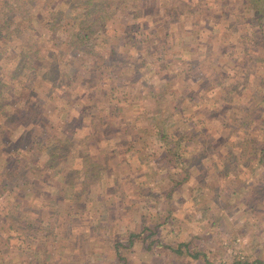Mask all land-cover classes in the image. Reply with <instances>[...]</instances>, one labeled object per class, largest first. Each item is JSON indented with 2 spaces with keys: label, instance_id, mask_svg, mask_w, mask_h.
Here are the masks:
<instances>
[{
  "label": "rangeland",
  "instance_id": "obj_1",
  "mask_svg": "<svg viewBox=\"0 0 264 264\" xmlns=\"http://www.w3.org/2000/svg\"><path fill=\"white\" fill-rule=\"evenodd\" d=\"M12 1L0 104L31 118L0 117V264H264V0H130L96 30L110 63L90 73L69 44L89 0ZM177 131L186 170L163 160ZM14 157L29 171L6 181ZM145 225L205 258L139 242L117 261Z\"/></svg>",
  "mask_w": 264,
  "mask_h": 264
},
{
  "label": "trees",
  "instance_id": "obj_2",
  "mask_svg": "<svg viewBox=\"0 0 264 264\" xmlns=\"http://www.w3.org/2000/svg\"><path fill=\"white\" fill-rule=\"evenodd\" d=\"M9 2H11V0H9ZM21 2L22 1H18V3H16L15 8L18 7V9L16 10L17 14L20 11V16L23 15L24 17V16H27V5H25L24 3L21 4ZM132 3H130V0H91V1L89 0L88 3L83 2L81 5H79L80 8H82L83 10V13H82L83 19L75 21L73 23V31H71V38H70L69 44L72 48V51H75L77 54H82L88 57L90 59L89 61H91V59L95 60V63H93L92 66H89L87 68L88 73L93 72L94 70L96 71L101 70L102 67L100 65L103 63H107V64L110 63V60L105 59V57L102 56L101 53L96 51L94 44H92L93 36L96 34V30L97 29L102 30L106 24V21L111 16H113L115 13L119 11L125 12L126 10L130 8V5ZM258 11L259 9L256 12L259 13ZM56 21L58 22L59 20L56 19ZM20 27H21V24H20ZM14 32L21 33V30L16 28V30L13 31L12 33ZM53 37L55 38L54 33H53ZM259 41L255 43L259 47H261L262 51L264 52V39H260ZM113 52H112V56L116 57V54ZM37 53L38 51H34V54H37ZM115 62L116 61H111V64L116 65ZM55 70L56 68L53 67L52 71L55 72ZM55 74H57V72H55ZM5 106L6 105L0 104V117H4L5 119L10 120L11 116H16L19 118L20 124L28 122L29 118H31L29 116L30 115L29 113H24L25 109L23 110V109L15 108L16 111L14 113H10V112L8 113L7 109L4 110V108L7 107ZM260 106H261V109H263L264 95H261L259 99L256 98L255 105L252 111L257 109ZM262 114L264 113L262 112ZM262 118L264 119V115L262 116ZM182 133H183L182 131L181 132L177 131V133L175 134V141H173L172 145L167 150L166 155L164 156L163 160L166 161V163L169 166L173 165L175 166V168H178L177 164L180 163V165L182 166L180 167L183 168L182 170H186V165L191 163L192 159L183 162L181 156L177 152L178 151L177 148L179 147L180 143L183 141ZM24 136L27 137L29 143H32L31 142L33 138L32 135L25 134ZM19 141H22V138ZM255 150H256V153L253 154V156L256 157L257 161L259 162L258 165L264 166V138H263V141L261 142L260 147L255 148ZM55 154H56V150L53 152L52 159L54 158ZM86 159H91V158L87 156ZM23 163H24V166L22 167ZM87 165H89V167L95 166L94 164H89V163ZM89 167L87 171H91ZM3 171H5L6 181L16 182L17 180L25 178V175H27L28 173L27 171H29V169H28L27 163L23 162L22 159L20 160L18 157H14V158H10L4 161ZM87 179L89 180V177H87ZM181 184L182 182L179 183L178 186L180 187ZM85 185L86 184H84L83 186ZM15 186L18 187L17 185H14V187ZM155 228L148 227L145 225L140 232L130 231L127 234L126 243H123L121 240L117 241L114 244L117 261L122 262L125 260V258L123 257V249L132 248L134 245H136L139 242L144 245L145 250H152V248H160V249L164 248V249H168L172 251L174 254L182 255V256L186 255L188 257L193 258L194 260H200L201 258H205V255L203 252L197 251L195 249L193 242L178 244L176 248L165 245L164 243H162L160 238H154V236L158 233L157 229Z\"/></svg>",
  "mask_w": 264,
  "mask_h": 264
}]
</instances>
